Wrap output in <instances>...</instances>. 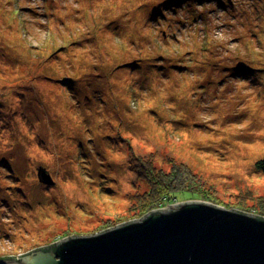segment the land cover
Wrapping results in <instances>:
<instances>
[{
  "label": "rangeland",
  "instance_id": "rangeland-1",
  "mask_svg": "<svg viewBox=\"0 0 264 264\" xmlns=\"http://www.w3.org/2000/svg\"><path fill=\"white\" fill-rule=\"evenodd\" d=\"M202 1L0 0V257L145 216L137 158L264 217V0Z\"/></svg>",
  "mask_w": 264,
  "mask_h": 264
},
{
  "label": "water",
  "instance_id": "water-1",
  "mask_svg": "<svg viewBox=\"0 0 264 264\" xmlns=\"http://www.w3.org/2000/svg\"><path fill=\"white\" fill-rule=\"evenodd\" d=\"M13 259L0 264H264V217L189 201Z\"/></svg>",
  "mask_w": 264,
  "mask_h": 264
},
{
  "label": "trees",
  "instance_id": "trees-1",
  "mask_svg": "<svg viewBox=\"0 0 264 264\" xmlns=\"http://www.w3.org/2000/svg\"><path fill=\"white\" fill-rule=\"evenodd\" d=\"M261 35L264 38V31ZM135 158H137V156H135ZM140 159L141 158H137L138 162L141 163V171H139V175L145 178V184L147 185L148 190L133 194L130 198L133 199L132 201H134L136 205L142 206L141 210H145V214L153 210H161L163 207L169 206V203L171 205V203L176 202V200L182 201L186 199L182 198V196H187V199L192 198L190 197V194L193 196V193H187L181 189L183 183L181 181L182 174L179 170V166H176L175 164L170 172L164 173L157 169L155 164L150 160L140 161ZM254 166L255 169L264 176V156L258 160ZM54 246L55 244H52L49 247H42L39 249L53 248ZM13 260L18 261L16 258Z\"/></svg>",
  "mask_w": 264,
  "mask_h": 264
},
{
  "label": "bare ground",
  "instance_id": "bare-ground-1",
  "mask_svg": "<svg viewBox=\"0 0 264 264\" xmlns=\"http://www.w3.org/2000/svg\"><path fill=\"white\" fill-rule=\"evenodd\" d=\"M202 2H203V4H204L203 6H207V5H209V4H213V3H214V0H203ZM202 2H201V3H202ZM201 3H200V4H201ZM147 17L149 18V16H147ZM69 193L73 194V191L70 190V191L68 192V194H69ZM74 194H75V193H74ZM173 203H174V202H173ZM175 204H180V203H174V204H171V205L169 204V206H172V205H175ZM169 206H167V207H163L162 210H167V209L169 208Z\"/></svg>",
  "mask_w": 264,
  "mask_h": 264
},
{
  "label": "clouds",
  "instance_id": "clouds-1",
  "mask_svg": "<svg viewBox=\"0 0 264 264\" xmlns=\"http://www.w3.org/2000/svg\"><path fill=\"white\" fill-rule=\"evenodd\" d=\"M162 210V209H161Z\"/></svg>",
  "mask_w": 264,
  "mask_h": 264
}]
</instances>
